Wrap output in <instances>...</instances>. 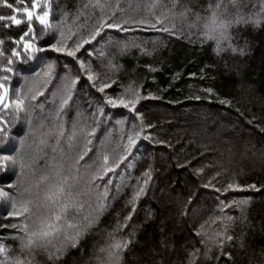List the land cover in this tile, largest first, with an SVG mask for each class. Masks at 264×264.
<instances>
[{
  "label": "trees",
  "instance_id": "obj_1",
  "mask_svg": "<svg viewBox=\"0 0 264 264\" xmlns=\"http://www.w3.org/2000/svg\"><path fill=\"white\" fill-rule=\"evenodd\" d=\"M33 2L40 15L50 11L49 26L33 19L32 31L24 36V9H31ZM145 2L157 3L152 11L163 24L150 28L136 23L147 18ZM204 2L193 0L192 7L201 8ZM96 3L101 7H93ZM180 7L176 0H0V16L5 17L0 21V84L12 103L25 100L23 110L15 104L0 110V243L7 249L0 264L14 257L26 264H108L107 249L119 241H127L119 264H264V30L238 33V40L248 44L245 56L217 58L184 31ZM113 12L117 20L131 18L132 30H106L103 39L97 37L77 52L90 66L96 85L111 84L100 93L87 80L88 72L53 49L61 42L73 47L93 31L101 15ZM12 16L22 23L12 24ZM24 43L36 51L26 52ZM49 63L54 67L46 77ZM65 76L77 84L57 120L63 96L58 88ZM130 88L141 96L134 113L104 103L107 98H128ZM40 91L44 94L32 100ZM101 107L104 116L98 114ZM74 120L78 130L96 128L92 152L79 162V173L75 158L82 133L78 131L72 148L66 140ZM61 122L65 138L54 135ZM138 131L134 158L125 162L134 164L128 186L117 194L119 180L112 176L106 210L97 217L99 196L91 187V170L82 166L97 151L116 160L124 154L127 135ZM229 140L236 143L234 151L224 147ZM5 155L9 160L2 159ZM61 169L71 203L65 198L70 211L57 222L62 205L41 178H55ZM118 171L125 175L123 165ZM138 184L145 191L133 205ZM101 185L97 182L100 193ZM20 200L31 201L24 216L12 207ZM41 221L52 223L57 234L46 247L22 249L20 227Z\"/></svg>",
  "mask_w": 264,
  "mask_h": 264
},
{
  "label": "snow or ice",
  "instance_id": "obj_2",
  "mask_svg": "<svg viewBox=\"0 0 264 264\" xmlns=\"http://www.w3.org/2000/svg\"><path fill=\"white\" fill-rule=\"evenodd\" d=\"M5 6L12 8L11 4H6ZM157 3H147L145 2L144 8L147 12V18H142L139 21H136V23L145 25L150 28H155L157 23L163 24V19L157 20L155 18L154 12L152 11L157 7ZM93 7H101L99 3H96L93 5ZM119 4L116 5V8L119 9ZM139 8V5H138ZM35 10V14L34 11ZM14 11L17 12V16L19 15V9H14ZM40 8L37 2H33L31 4V9L25 8L24 9V15L27 18L28 21V31L24 33V36L29 35V33L32 31L31 28V22L33 19L37 20L41 25H44L45 27L49 26V16L50 11H44L42 15L39 14ZM118 15L117 12H113L111 16L105 17L103 15L100 16L98 19L97 25L93 29V31L84 39L80 40L79 42L75 43V45L71 48H69L66 44L60 43L58 47L54 48L53 51L61 52L64 55L71 57L74 61H76L77 64H79V69L85 72H88L87 80L93 81L92 86L97 89L98 92L104 93L106 88L111 87V84L108 83H101L99 85H96L94 83L95 77L90 72V66L86 67L85 63L81 61L77 57V52L80 51L81 48L84 47V45H91L93 41H96L97 37H100L103 39V33L106 32V30H113L115 32H125V31H131L132 30V24L133 21L131 18H121L119 20L116 19V16ZM17 16H12L11 23L19 26L22 21L21 19L17 18ZM5 20V17L0 16V21ZM164 31H169L168 28H164ZM23 39V37L21 38ZM109 42L111 43V38L109 39ZM2 43V42H0ZM118 43V42H117ZM24 48L26 52H35L36 49L33 44L31 43H24ZM95 50V49H94ZM87 51V50H86ZM2 55V53H0ZM13 56H19L18 52H12ZM92 53L88 52V56H91ZM31 57H29L30 59ZM9 64L12 63L11 60L8 61ZM53 64L49 63L46 66L45 70V76L50 77L53 69ZM5 72L11 71L10 68H5ZM7 79V77H5ZM47 81L45 80V83ZM77 84L76 79H71L69 76H65L62 78V82L60 87L58 88V92L63 93L62 96V102L59 104L58 110L55 113L56 119L59 120L62 113H64L65 109L69 105V101L72 100V92L75 88V85ZM4 85L0 84V89H3ZM130 95L128 98L125 97H118L116 99L107 98L104 100V103L106 105H110L113 108H116L117 106L123 107L125 109H128L130 112L136 111V104L139 103V100L141 99L140 93L135 88H130L127 90ZM8 92L7 89H4V95L0 96V104H4V99L7 96ZM44 93L42 91L37 92L36 94L31 96L32 100L36 99L37 95H43ZM55 95V93H54ZM5 108H8V104H4ZM25 107V100L24 99H17L15 101V108L17 110H23ZM41 107H43L41 105ZM98 114L100 116H104V109L101 107L98 109ZM80 113H77V116H79ZM96 113H93V119L95 118ZM135 119H140L139 116H136ZM97 127H103L102 122L95 121ZM117 124L124 123L123 121H116ZM135 127V125H134ZM143 125H140L141 130H143ZM57 131L54 133V135L65 138L64 137V123L61 122L56 125ZM0 131H4V129H0ZM78 131L82 133L83 136V143L80 147V149L77 152L76 155V171L79 173L80 171V161L85 160V156L87 153L92 152V145H93V139L92 137L96 136V128L93 127L90 130L80 129L77 128V122L74 120L72 122V130L71 134L66 137V140L68 142L69 148L73 147V141L78 135ZM108 134L107 128L104 127L102 136H106ZM140 132L129 133L127 135V144L124 145V154L120 155L116 160H110L108 155H102L99 151L93 153L91 157H89V161L92 163H89V161H85V164L82 166L85 169H90V183L91 187L95 189L99 196V202L97 204L96 209V216L98 217L101 213H103L106 210V204L105 202L108 200V193L111 190L110 186L113 185L112 176H115L118 178L119 183L114 185L115 191L117 194H119L124 187H127L128 184V178L131 176L130 169L134 167V164L132 163H125L129 160V157H133V149L137 147V142L140 139ZM143 139L150 140L151 138L148 136H144ZM100 147L103 148L104 141L101 139L99 141ZM99 158V160H98ZM4 161L9 160V156L5 155L2 157ZM98 160V162H97ZM95 165V167H93ZM124 166L125 175H121L118 169H121V166ZM21 169L23 170V164H21ZM111 174V175H109ZM145 176H148V173H145ZM107 177V179H105ZM79 178V176H77ZM42 182L47 181L49 185V191L53 193V196L57 198L59 203L62 205L61 213L57 214L55 219L57 222L61 219V214H66L68 211H70L69 204L65 203V198H69V203H71V192H70V186L68 185V178H66L63 174V170H59L55 173V178L51 177H42ZM97 182H102L103 192L100 193L97 189ZM147 179L144 181V185L146 186ZM229 188L232 187V185H228ZM145 191L144 186L137 185L136 189L134 190V196L132 201L133 205L135 204L136 200L142 195ZM4 196V193L0 191V197ZM53 196H49L48 199L52 200V202L55 204L57 200L53 199ZM31 201H24L20 200L19 203L13 202L12 207L13 209L21 216H24L25 214H28L30 212L29 204ZM134 211V208H133ZM126 219L131 220V216H127ZM54 225L50 222L46 223L41 221L39 224H36L33 227H30L27 223L22 225L20 227V231L24 233V236L20 238L22 249L27 248L29 250L34 248H42L46 247L48 240L51 237H54L57 233L52 232V228ZM58 231H60L58 229ZM78 239V235L76 237ZM76 239H73L72 243L75 244ZM230 239V237H229ZM127 247V241H119L114 243L110 246L109 249H107L108 252V264H119L120 259V253L122 249ZM7 249L5 248L3 243H0V255H5L6 257ZM194 255V254H193Z\"/></svg>",
  "mask_w": 264,
  "mask_h": 264
},
{
  "label": "clouds",
  "instance_id": "obj_3",
  "mask_svg": "<svg viewBox=\"0 0 264 264\" xmlns=\"http://www.w3.org/2000/svg\"><path fill=\"white\" fill-rule=\"evenodd\" d=\"M192 2L176 0L181 4L179 23L217 58L245 56L248 44L238 40V33L264 30V0H205L201 8L192 7ZM7 264L26 262L14 257Z\"/></svg>",
  "mask_w": 264,
  "mask_h": 264
},
{
  "label": "rangeland",
  "instance_id": "obj_4",
  "mask_svg": "<svg viewBox=\"0 0 264 264\" xmlns=\"http://www.w3.org/2000/svg\"><path fill=\"white\" fill-rule=\"evenodd\" d=\"M1 95H2V92H1ZM10 93H9V97L7 98V100L8 101H6V104H8V105H10V104H15V102H13L12 103V101H11V98H10ZM4 108V107H3ZM2 108V109H3ZM200 113H202V114H204L205 113V109H202V110H200ZM233 127H235L234 125H233ZM232 128V127H231ZM225 138H226V136H225ZM225 143V144H224ZM239 143V142H238ZM223 144L225 145L224 147H228L229 149H230V151L232 150V151H234L235 149H234V146L236 145V143H234V142H232V141H230L229 140V142H223ZM238 149V152H239V150L241 149V147L240 148H237ZM235 156V155H234ZM238 156V155H237Z\"/></svg>",
  "mask_w": 264,
  "mask_h": 264
},
{
  "label": "water",
  "instance_id": "obj_5",
  "mask_svg": "<svg viewBox=\"0 0 264 264\" xmlns=\"http://www.w3.org/2000/svg\"><path fill=\"white\" fill-rule=\"evenodd\" d=\"M4 89H6V88L4 87L3 89H1V91H2V95H4ZM7 92H8V91H7ZM2 95H1V96H2ZM7 98H8V94H7V96H6L5 99H4V104H6ZM4 104H0V110L4 107Z\"/></svg>",
  "mask_w": 264,
  "mask_h": 264
}]
</instances>
